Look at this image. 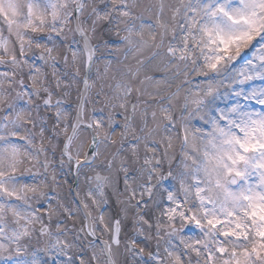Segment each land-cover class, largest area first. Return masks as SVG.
<instances>
[{
    "label": "snow or ice",
    "instance_id": "obj_1",
    "mask_svg": "<svg viewBox=\"0 0 264 264\" xmlns=\"http://www.w3.org/2000/svg\"><path fill=\"white\" fill-rule=\"evenodd\" d=\"M0 264H264V0H0Z\"/></svg>",
    "mask_w": 264,
    "mask_h": 264
}]
</instances>
